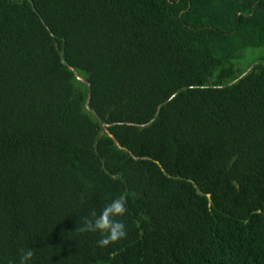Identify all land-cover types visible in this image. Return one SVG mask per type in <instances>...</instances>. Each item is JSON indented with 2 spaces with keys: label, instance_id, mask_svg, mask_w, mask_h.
Returning a JSON list of instances; mask_svg holds the SVG:
<instances>
[{
  "label": "trees",
  "instance_id": "16d2710c",
  "mask_svg": "<svg viewBox=\"0 0 264 264\" xmlns=\"http://www.w3.org/2000/svg\"><path fill=\"white\" fill-rule=\"evenodd\" d=\"M125 193V239L76 231ZM21 248L264 264V0H0V264Z\"/></svg>",
  "mask_w": 264,
  "mask_h": 264
},
{
  "label": "clouds",
  "instance_id": "9594fccd",
  "mask_svg": "<svg viewBox=\"0 0 264 264\" xmlns=\"http://www.w3.org/2000/svg\"><path fill=\"white\" fill-rule=\"evenodd\" d=\"M126 212L127 194L125 193L106 204L99 214L96 210H91L76 231L99 233L100 239L97 240V245L101 248L108 247L127 237L126 225L118 219V217L124 216ZM33 256V250L21 248L19 264H28Z\"/></svg>",
  "mask_w": 264,
  "mask_h": 264
},
{
  "label": "rangeland",
  "instance_id": "374dc122",
  "mask_svg": "<svg viewBox=\"0 0 264 264\" xmlns=\"http://www.w3.org/2000/svg\"><path fill=\"white\" fill-rule=\"evenodd\" d=\"M260 54V49H247L245 59L241 62L243 66L252 64L254 58ZM251 65L249 66V68Z\"/></svg>",
  "mask_w": 264,
  "mask_h": 264
}]
</instances>
